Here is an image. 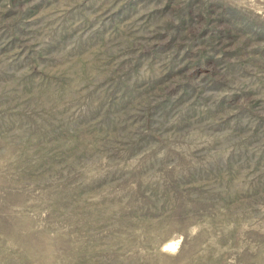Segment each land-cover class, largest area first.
<instances>
[{
  "label": "rangeland",
  "instance_id": "obj_1",
  "mask_svg": "<svg viewBox=\"0 0 264 264\" xmlns=\"http://www.w3.org/2000/svg\"><path fill=\"white\" fill-rule=\"evenodd\" d=\"M0 264H264V0H0Z\"/></svg>",
  "mask_w": 264,
  "mask_h": 264
}]
</instances>
